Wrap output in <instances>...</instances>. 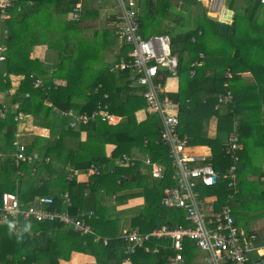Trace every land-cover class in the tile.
<instances>
[{
  "label": "trees",
  "instance_id": "1",
  "mask_svg": "<svg viewBox=\"0 0 264 264\" xmlns=\"http://www.w3.org/2000/svg\"><path fill=\"white\" fill-rule=\"evenodd\" d=\"M172 1L183 5L200 3L198 0H141V33L145 37L151 34L171 35L172 50L179 57L177 77L180 84L177 91H168L164 95L179 102V131L190 136V144L197 141L208 145L217 141L219 147L210 163L221 173L234 163L228 147L222 145L216 137L193 133L190 128L195 123H192L194 118L199 119L197 122L200 123L205 120L202 118L209 119L215 115L218 118V128L228 132H233L232 128L237 131L238 141L245 150L253 141L251 135H264V42L259 41V44L253 45L252 39L246 34L238 35L237 28L240 25L236 27L237 20L234 18L225 35L219 32L220 22H216L215 33L219 37V45L207 46L200 40L204 35V31L203 35L199 34L200 27L187 32H176L170 23H163V18L166 20L170 17ZM236 1L227 0V6L234 10ZM252 1L255 6L249 10L251 12L248 16L245 15L247 25L253 22L256 5L264 7L259 0ZM73 3V0H13L12 6L8 8L10 16L3 20V26L0 27V35L5 28L8 32L5 39L6 60H3L8 75L0 74V91L11 94L7 96V115L0 118V141L4 144L5 153L12 155L11 158L5 154L0 159V204L2 192L11 190L17 192L20 200L26 204L35 195H52L55 206L61 208L62 194L68 191L73 202L71 213L81 209H93L96 212V216L90 220L94 231L82 235L59 222L19 218L20 230L16 233L14 220L8 219L0 223V264H62V261L70 260L73 252L93 255L96 258L93 264H123L128 255L124 252L126 242L116 232L119 218L111 215L106 217L103 208L96 202V195L103 188L115 192L142 182L147 189L145 196L160 195V200L153 201L157 205V215L149 217L147 213L154 204L151 200L146 204L145 212L140 213L138 222L135 221L143 232L166 223L184 222L182 210L162 204L163 188L172 183L170 179L149 183L147 178L151 175L141 170L139 158L133 165L118 164L117 161L124 152L132 157L136 147H141L143 153L150 154L154 159L161 158L162 162L169 163L166 148L155 144V140L160 138V119L157 115L147 114L145 119L138 121L137 112L146 108L147 102L138 89L129 87L130 70H120L115 67L116 63L112 68L107 65L108 57H114L116 62L122 56L127 57L130 46H125L120 53H109L114 50L112 37L103 39L102 35L100 44L86 40L85 36L99 37V30L97 35L94 34L95 26L83 23L86 19L97 17L98 10L89 8L86 4V12L82 17L73 19L70 16ZM177 14L178 12L173 18L174 22L181 23L182 18ZM202 16L207 18L206 10ZM34 21H37L36 28L47 30V38L40 36L31 26ZM107 31L108 29L102 30V34H107ZM192 37L196 38L195 42L191 40ZM41 43L46 44L48 49L44 59L32 55ZM237 51L239 53L232 56ZM186 52H189V56ZM201 52H204L203 58L200 57ZM57 53V56H53ZM218 55L223 56L222 59ZM236 58L241 60L237 61ZM195 60L202 63L195 67L196 74L191 76V64ZM229 66L233 73L231 78L225 75ZM236 66L253 67L257 77L251 82L240 77L241 84L237 86L232 81L238 76ZM116 69L118 73H114ZM12 75H20L18 85L13 84ZM36 78H42L49 88L43 90L35 87ZM62 81L65 83H58ZM226 81L234 93V100L222 105L226 109L221 112V108L215 109V106L218 94L225 89L223 85ZM17 103L18 107H14ZM105 104L109 105L111 112L123 116L120 124L111 126L96 119L73 128L69 125L70 117L62 114V111L72 109L91 113ZM19 112L25 115L22 120L31 118L32 125L38 127L39 133H34L32 141L26 144V154L33 158L16 164L14 141L19 122H22L17 119ZM237 120L238 124L235 125ZM41 131L43 132L40 133ZM83 131L87 133L84 138ZM47 132L49 136L46 137ZM146 140L148 145H145ZM107 144L115 145L111 156L105 154ZM244 149L237 151V164L246 163ZM35 152H38L37 158H34ZM49 154L54 158L51 157L50 160ZM66 163H71L82 171L96 165L101 173L91 176L89 183L78 182L76 178L70 180L54 172L57 165ZM239 170L238 166L237 171ZM229 181L222 175L216 185L201 187L203 194L218 195L216 210L227 204L232 206L229 196L233 194L234 188L229 187ZM152 184L155 186L153 189L150 187ZM26 186L28 190H24ZM88 204L94 206L87 208ZM105 239L107 244L104 243ZM146 246L150 248L148 251L141 248L130 255L129 264H166L168 258L175 253L171 240L153 238ZM156 248L159 250L154 251ZM196 249L193 241H185L183 264L195 263L198 257Z\"/></svg>",
  "mask_w": 264,
  "mask_h": 264
},
{
  "label": "built area",
  "instance_id": "2",
  "mask_svg": "<svg viewBox=\"0 0 264 264\" xmlns=\"http://www.w3.org/2000/svg\"><path fill=\"white\" fill-rule=\"evenodd\" d=\"M96 5L102 7L105 1H112L115 11L108 15L111 24L117 34L118 52L125 46H130L127 57L122 56L115 64L120 70H130L131 83L129 87L138 89L146 99L147 106L141 109L145 115L154 114L160 119V138L155 140V144L166 148V157L169 163H164L160 159H154L150 154L143 158L145 165L149 166V173L152 178L158 180L170 179L171 184L166 185L162 192V204L175 209L182 210L184 222L166 223L155 227L153 230L143 232L138 228L124 227L119 238L126 242L125 254L127 258L125 264L131 262L130 255L135 254L139 249L149 250L146 243L155 238L158 240H171L175 253L168 258L166 264H183L185 241L187 239L194 244L204 254L206 264H250L249 253L255 251L260 257H264V245L256 243L257 236L245 234L236 224L234 214L230 205L224 206L220 210H215L211 205L205 211L206 198L201 193V187L216 185L220 180L219 171L211 163H199L205 156L191 155L187 151L190 136L179 131V102L174 101L167 92L166 82L170 77L178 76L179 57L172 50V40L167 34H155L145 37L140 29V2L141 0H93ZM209 4L210 9L216 10L215 0H198ZM264 5V0H259ZM71 17L79 19L85 12V0H73ZM12 6V0H5L0 3V17L9 18L8 8ZM6 33H8L6 31ZM196 41L195 37L191 39ZM7 47L0 45V60H6ZM203 58L204 54L201 53ZM200 60L192 62L191 76L196 74L195 67L200 65ZM166 67V70L164 68ZM168 72V73H167ZM233 73L228 71L227 78H231ZM35 87L45 90L49 88L42 78H36ZM224 91L218 94V102L215 108L226 105L234 100L233 92L229 89V82H225ZM29 95V94H27ZM51 105V103H49ZM18 107V105H15ZM170 109V110H169ZM8 109H0V118H5ZM64 116H69L70 127L76 128L81 124H88L90 121L100 119L108 125H118L123 121V116L109 110V105L105 104L99 109L87 113L76 112L73 109L62 111ZM23 112H19L18 120L24 118ZM146 117V116H145ZM235 125H237L235 123ZM16 146L15 163L32 159L27 156L26 146L18 140L14 142ZM148 145V141H145ZM242 148L238 141L237 131L229 132L228 153L234 163L229 167L224 178L230 179L229 187L235 188L237 185L238 155L237 151ZM38 155L35 154L34 158ZM137 158L124 154L118 159L119 165H133ZM68 178L73 180L84 174L89 176L98 175L101 169L96 165H91L86 170L68 168ZM72 199L69 192L62 194V206H55V198L52 195H40L30 203L20 200L18 194L13 191H5L1 195L0 220H14L15 232L20 230L19 218L34 219L38 222H59L65 226L72 227L80 234L93 232L94 228L90 220L96 216L93 209H81L76 213L70 212ZM107 244V239L104 240ZM156 248L154 251H158Z\"/></svg>",
  "mask_w": 264,
  "mask_h": 264
},
{
  "label": "crops",
  "instance_id": "3",
  "mask_svg": "<svg viewBox=\"0 0 264 264\" xmlns=\"http://www.w3.org/2000/svg\"><path fill=\"white\" fill-rule=\"evenodd\" d=\"M3 1H5V0H0V3H2ZM110 2H112V1H110ZM85 4H87V6L89 8L97 9L98 10V16L95 17V18L93 17V18L86 19L83 23L86 24V21L90 20V19L91 20H96L97 19L98 23L99 22L103 23L102 20L105 19V21H106L105 23L107 25L102 24L101 27H105V29H107V27H111V28L114 29V27L111 24V20L108 17L109 14H107V16L105 18H103V16H101L100 8H102L103 6L100 7V6L96 5V3L93 0H85ZM227 4H228L227 0H215V5H217L216 6V10L210 9L209 4L205 3V2H201L200 1L199 4H193V5H198L199 8H200L199 11H201V12L195 11V9L194 10L191 9L190 12L188 11L187 22L185 24L179 23V29L175 30V31L176 32H187L189 30H195V24H196V21H197L196 18L198 16H201L202 13L204 12V10H206V12H207V18H205L207 21L216 23V21H218V19H220L221 22L225 21V22L229 23L230 26H231L232 19L236 18V20H237V17L234 14L235 9L236 10L238 9L240 11L242 9H244L243 12L245 13L246 16H248L250 14V12H251L249 10L252 9L255 6L252 0H237L236 1V7H235L234 10H232L230 7H228ZM256 6H257V10H256V13H255V17L253 19V22L249 23V25H247V27L244 29V32H243V34H246V36H248V37H250L252 39L253 45L255 43L259 44L258 43L259 41L264 42V7H262L260 5H256ZM224 9H225V11H224V13H222ZM85 12H86V8H85ZM218 14H222V16L225 17V18H221V17L219 18ZM70 16H71V13H70ZM175 17H176V15H175ZM3 20L4 19L3 18L1 19V17H0V27L3 26V24H2ZM108 21H109L110 25H109ZM172 21L174 22V19H172ZM36 23H37V21H34L31 26L34 27L38 31L40 36L41 35L45 36V33H47V30L46 29H38V28H36ZM101 23H99V24H101ZM86 25H91V24H86ZM170 26H172L174 28L173 25H170ZM236 27H238L237 24H236ZM210 28H211V32L214 33L216 31V27L215 26H210ZM5 30H6V28L3 30L4 33L2 35H0V40L2 39V42L0 43V45H2V44L6 45L5 39L8 36V33H6L7 30L6 31ZM98 30L99 29H96L94 31L95 35H97ZM202 32H203V30L199 29V34H201ZM114 34L117 37L115 29H114ZM151 35H155V34H151ZM167 35H169L171 37L170 34H167ZM201 35H203V33ZM45 38H47V35L45 36ZM218 45H219V43L217 42L216 44L209 45V46H218ZM37 47H41L40 49H42V48L46 49L47 45L41 43L40 45H37ZM113 47H114L113 52L116 53V51H118V41L115 44L113 43ZM203 48L206 49V47H204V46H203ZM47 50L45 52H41L40 51V57L41 58H43V59L45 58ZM201 53L204 54V52H201ZM238 53H239L238 51L236 53L234 52V54L232 56L237 55ZM186 54H187V56H189V52H186ZM218 56L221 59L223 57L221 55H218ZM240 60L241 59H237V61H240ZM3 63H4V61H0V68H1L0 69L1 73L0 74H2L3 76H6V75H8V70H7V68H5ZM229 67H227L225 75H226V73L228 71H231L230 70L231 66H229ZM237 68H238L237 69V73H238L237 75L238 76H237V78L235 77L234 80H232L233 83L236 84L237 86L239 84H241V78L240 77H242L243 80L245 79L244 81H246V82H251V80H253L255 77H257V75L255 73V69H253V67L246 66L245 68H241L240 66H238ZM257 71H259V68H257ZM11 80H12L13 84L18 85L19 80H20V75H12L11 76ZM179 84H180V79H178V84L175 87H173V85H172V88L169 89L168 86H167V92L168 91L169 92L177 91L178 88H179ZM8 95H11V94H9L8 91H0V105H3V107H1L0 109H3L5 107L8 109V106H9L8 103H7V96ZM15 105H18V103L15 104ZM15 105H13V106L16 107ZM219 108H221L220 109L221 112L225 111V109H226L224 107L222 108L221 106H219L218 109ZM140 111L137 112L138 121H141L140 117L142 116V113H143V112H140ZM145 118L146 117H144L143 119H145ZM211 118H215L216 119L215 121H216L217 124L213 128L211 123L209 122V131L208 132H202V130H201L202 126L200 125L199 122H197L199 120L197 118H194L195 120L193 119L192 123H194V122L195 123L193 124V126H191L190 130H192L193 133H196V132L197 133H203L206 136H210L211 138L215 137V134H216L217 130H225V129L218 128L219 123H218V120H217L218 119L217 116L214 115ZM28 120H29L30 123H27V125H28L27 127L30 128L29 126L32 127L31 118H28ZM205 123H206V120H205ZM235 123L238 124V120L235 121ZM22 124H21V126L23 128ZM21 126H19L17 131H16L17 132L16 133V140H19V141H22L21 137L26 135V133L24 131H20V130H22ZM34 133H32V136H33ZM86 134L87 133L83 131L82 132V138H84L86 136ZM190 134H191V132H190ZM47 136H49V135H46V137ZM251 138L253 139V141H252V143L248 144L246 150L244 149V146L242 144V149L245 150L244 156H245L246 163L241 162L242 166L240 167V170H239L240 176H238L237 173H236V175H237V185L234 188L233 194H231L229 196L230 197L229 199H232V206L231 205L230 206L232 208V212L234 214L237 226L245 234H254V235H256L257 236L256 243L260 244V245H264V203L258 204L257 201L255 200V198L258 200L260 197H264V135L263 134H261V135L260 134H256V135L253 134V135H251ZM31 141H32V137L27 142H25V143L22 142V143H24L25 146H26V144H29ZM190 145H193L194 147L193 148L187 147V151H188L189 154H191V155H202V156H205V157L207 155H210V153L208 152L210 150V148H208L209 146L203 145V144H199L197 141L196 142H192L191 144L189 143V146ZM105 147H106L105 151H107L108 152L107 154H110V156H111L112 151L115 148V145L114 144H107ZM251 148L256 150V151H258V153H259L258 155H260V154L262 155V156L260 155V157H261L260 164L255 160V158H253V155H252L253 151L251 150ZM6 153H5V149H4V144L0 141V159H1V157H3L2 155H5ZM9 154H11V153H9ZM35 154L38 155V152H35L34 155ZM105 154H106V152H105ZM124 154H126V153H124ZM140 154H145L144 157L147 155L146 153H143L142 148L139 147V150H133L132 157L139 158ZM49 155L50 156H48V157L50 158V160H51V157L54 158L53 155H51V154H49ZM5 156L12 158V155L9 156L8 154H6ZM250 163H254V164H250ZM55 166H56V164H55ZM70 167L75 168V169H79V168L75 167L71 163H66V164L57 165L56 168L54 169V172L56 174H58V175L65 176L67 178L68 174H69L68 168H70ZM79 170H81V169H79ZM85 172L86 171L82 172L83 174L80 175L77 178L78 182H83V183H89L90 182L89 181L90 178H89V176L84 174ZM242 176H244V178L247 179V183L248 184H246V186H244L245 183H242V181L244 180V178L242 179ZM133 179H136V178L133 177ZM147 181H150L149 183L153 182L151 178H147ZM133 186H134V189H132V190H135L136 188L139 187V184L137 183V185H136V183H135ZM150 187L153 189L155 186L152 184ZM24 190H28V187L27 186L24 187ZM7 191H11V190H7ZM66 192H68V191H66ZM129 192L130 191L128 190L127 191L128 195L125 196V199L124 198L120 199L121 202H119V205H118L120 211H123V210L126 211L122 215L120 214V215H118L116 217V218H119V220H118L119 224L116 223V225H117L116 226V228H117L116 232L119 235L121 233V230L124 227H131V228L140 229L138 226H136L137 225L136 223L138 222L137 219H138V217L140 215L139 213L141 212V210H143V207H146V200H145L146 196H145V193L143 191L141 192V196L140 195L139 196L138 195H134L135 192H130V193ZM204 195H205V198L207 199L206 203H205V211L207 213L209 212L207 210V207L210 206V205L212 207H214L215 210H216V202L218 200V195L214 194V193H205ZM39 196H40V194L39 195H35L33 197L32 201H34ZM244 199H246V203H247V201L254 203L253 204L254 208L251 209V208L248 207L249 209H247V207H246V205L244 203ZM92 200L94 201L93 198H92ZM92 200H90V202H92ZM32 201H30V202H32ZM96 202H97V200H96ZM227 205H229V204H227ZM92 206H94V205L93 204H88V206L86 205L87 208L92 207ZM98 206L102 207L100 205H98ZM138 208H141V209L138 210ZM144 212H145V210H144ZM135 221H137V222H135ZM2 222L4 223L6 221H4V219L0 220V223H2ZM133 225H135V226H133ZM104 228H105V226L103 227V229ZM104 230L102 231V233H104ZM196 248H197L196 252L198 253V257L195 260L194 264H206L205 261H204V254L202 253V251H200V249L197 246H196ZM249 257L251 259L250 264H258V263L259 264H264V257H260L255 251H251L249 253ZM95 262H96V258L93 255H91V254L82 253V252H73L72 255H71L70 260L69 261H62V264H93ZM123 264H125V263L123 262Z\"/></svg>",
  "mask_w": 264,
  "mask_h": 264
},
{
  "label": "rangeland",
  "instance_id": "4",
  "mask_svg": "<svg viewBox=\"0 0 264 264\" xmlns=\"http://www.w3.org/2000/svg\"><path fill=\"white\" fill-rule=\"evenodd\" d=\"M112 4H113V2H110V1H105V3L103 4V7L102 8H100V13H101V16H103V18H105L106 16H107V14H111V13H113L115 10L112 8V7H110V6H112ZM193 7V8H192ZM171 8H172V11H171V13H170V17H169V19L167 18L166 20L163 18V23L164 24H168V23H170L169 25H173L174 26V29L175 30H178L179 29V25H177V24H179L180 22H177V23H174L173 21H172V19L174 18V16L176 15V13L178 12V14H177V16H179V17H181L182 18V20H181V23H183V24H185L186 22H187V18H188V11L190 12L191 11V9H195V11H199L200 10V8H199V6L198 5H192V4H189V3H187V4H181V2H178V1H172V4H171ZM224 11H225V9L223 10V12L222 13H224ZM244 11V9H242L241 11L240 10H236L235 9V11H234V14L236 15V17H237V25L239 26L240 25V28L238 29L237 28V32H238V35H239V33H242L243 34V32H244V29L247 27V21H248V19L246 18V16H245V13L243 12ZM199 12H201V11H199ZM202 15H203V13H202ZM198 16L197 18H196V24H195V29L196 28H198V27H200L201 28V30H203L204 31V35H203V37H200V40L202 39V41H204L207 45H213V44H216L218 41H219V37H217V35H216V33L214 32H211V28H210V26H215L216 27V23H214V22H209V21H207L206 19H205V17L204 16ZM219 16V18L221 17V18H225V17H223L222 16V14H218ZM168 17V16H167ZM2 19V18H1ZM74 19V18H73ZM91 20V19H90ZM87 20L86 21V24H92L93 26H95V29H99V37H96V36H94V37H90V36H88V37H84L86 40H88V41H90L91 43H93V44H100L101 42H102V35H103V39H107L108 37H112L113 38V41H114V43H116L117 42V37L115 36V34H114V29L113 28H111V27H107V29H108V33L107 34H102V30H104L105 29V27H101L102 26V24H104V25H107L105 22V19H103L102 21H103V23H101V22H99V23H101V24H99L98 22H97V19L96 20ZM92 22V23H91ZM216 22H221L220 21V19H218V21H216ZM108 23H109V21H108ZM109 25H110V23H109ZM6 31V30H5ZM101 36V37H100ZM2 38V37H1ZM217 39H218V41H217ZM234 39H236L235 37H234ZM231 40L233 41V39H232V37H231ZM222 41H224V42H226V41H228V40H222ZM236 40H234V42H235ZM41 47H36L35 49H34V51L32 52V55H33V57H38V58H40V51L41 52H45L46 50H47V48L46 49H40ZM109 53H113V51L112 52H109ZM58 55V53L56 54V55H53V56H57ZM116 60L117 59H115L114 57H108L107 58V65H110V67L112 68V66L116 63ZM114 73H118V70L116 69V70H114ZM115 75H118V74H115ZM178 77H170V78H168V80H167V82H166V87L168 86V88L169 89H171L172 88V85H173V87H175L177 84H178ZM120 81L122 82L123 80L122 79H120ZM59 84L60 83H65V82H58ZM131 89H134V88H132V87H130ZM231 90V89H230ZM232 91V90H231ZM217 109V108H216ZM170 110V109H169ZM140 113V112H139ZM146 115L144 114V113H142V116L140 117L141 118V120L145 117ZM202 119H205L206 120V123H205V120L203 121H200V125L202 126L201 127V130H202V132H208L209 131V122L211 123V125H212V127L214 128L215 126H216V119L215 118H209V119H206V118H202ZM218 120V119H217ZM25 121V122H24ZM23 123V124H22ZM27 123H30L29 122V120H28V118H26L25 120H22V122H19V126H21V124L23 125V128H22V126H21V129L22 130H20V131H24L25 133H26V135L25 136H22L21 137V140L22 141H20L21 143L22 142H27L28 140H30V138L31 137H33L32 136V133H39V131H38V127H34L33 125H32V123H31V125H32V127L31 126H29L30 128H28L27 126ZM231 131H233V128L231 129ZM43 131H41L40 133H42ZM49 133L47 132V135H48ZM34 135V134H33ZM19 141V140H18ZM23 143V144H24ZM105 146V145H104ZM207 146H209L208 148H210V150L208 151L209 153H210V155H207L206 157H205V159L203 160V161H199V162H197L196 164H199V163H210V159L212 158V156L214 157L215 156V154L217 153V151H215L217 148H218V144H217V141L216 140H214V142L213 143H208V145ZM190 148H193L194 146L193 145H190L189 146ZM253 148V147H252ZM251 148V150L253 151L252 152V155H253V158H255V160L260 164V162H261V157H260V155H258L259 153H258V151H256V150H254V149H252ZM105 149H106V147H105ZM134 150H139V147H136V148H134ZM106 152V154L108 153L107 151H105ZM125 153V152H124ZM123 153V154H124ZM107 155H109L110 156V154H107ZM144 155L145 154H140V157H139V160L141 161V170L143 171V172H145V173H149L148 171H149V166H147V165H145L144 164V162H143V158H144ZM218 155V154H217ZM262 156V155H261ZM260 160V161H259ZM250 164H254V163H250ZM254 166V165H253ZM147 171V172H146ZM227 171H228V168H225L224 170H223V172H219L220 173V180H221V178H222V175H224L225 173H227ZM142 173V172H141ZM224 173V174H223ZM237 175L238 176H240V172L239 171H237ZM149 178H151L152 179V181H154V180H158V179H154V178H152V177H150L149 176ZM244 178V176H242V179ZM242 183H245L244 184V186H246V184H248L247 183V179H245L244 178V180L242 181ZM251 183V182H250ZM139 184H140V186L138 187V188H136L135 190H132V189H134V186H133V184H131V187L130 188H121V189H119V190H117V191H112V190H110V191H107L105 188H103L101 191H99V193L96 195V200H97V204L98 205H100V206H102V208H103V212L104 213H106V217H109L110 215L113 217V218H115L116 216H118V215H122L123 213H125L126 211L125 210H123V211H120L119 210V202H121V198H124L125 199V196L126 195H128L127 194V191L129 190L130 192H135V194L136 195H140L141 196V192L143 191L145 194L147 193L146 191H144V190H147L146 189V187H144V184L142 183V182H139ZM129 192V193H130ZM145 200H146V204L148 203V202H151V200H152V202L153 201H158V200H160V195L159 194H154V195H147L146 197H145ZM255 200L257 201V203L258 204H260V203H264V197H260L258 200L255 198ZM154 203V202H153ZM244 203H245V205H246V207H247V209H249V208H254V203H252V202H249V201H247V203H246V199H244ZM145 205V204H144ZM148 205V204H147ZM249 207V208H248ZM142 208V207H141ZM141 208H138V210L139 209H141ZM144 208L145 207H143V210H141V212L143 211L144 212ZM140 212V213H141ZM139 213V214H140ZM147 213L149 214V217H155L156 215H157V205H156V203H154V204H152V206H151V208L150 209H148L147 210ZM106 222H108V221H106ZM130 225V224H129Z\"/></svg>",
  "mask_w": 264,
  "mask_h": 264
},
{
  "label": "water",
  "instance_id": "5",
  "mask_svg": "<svg viewBox=\"0 0 264 264\" xmlns=\"http://www.w3.org/2000/svg\"><path fill=\"white\" fill-rule=\"evenodd\" d=\"M230 24L223 21L220 23L219 32L221 34H227L229 32ZM166 70V67L164 68ZM215 137L222 142V144L226 147L229 146V132L226 130H217ZM239 168L242 166V163H238ZM259 264V263H258Z\"/></svg>",
  "mask_w": 264,
  "mask_h": 264
}]
</instances>
